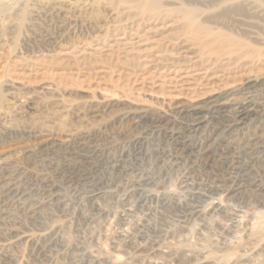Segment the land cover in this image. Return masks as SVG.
Here are the masks:
<instances>
[{
  "label": "rangeland",
  "instance_id": "374dc122",
  "mask_svg": "<svg viewBox=\"0 0 264 264\" xmlns=\"http://www.w3.org/2000/svg\"><path fill=\"white\" fill-rule=\"evenodd\" d=\"M164 1L0 0V264H264V56L186 46ZM116 22L111 60L99 30ZM237 98L253 112L229 131L234 106L209 104Z\"/></svg>",
  "mask_w": 264,
  "mask_h": 264
},
{
  "label": "bare ground",
  "instance_id": "6f19581e",
  "mask_svg": "<svg viewBox=\"0 0 264 264\" xmlns=\"http://www.w3.org/2000/svg\"><path fill=\"white\" fill-rule=\"evenodd\" d=\"M13 1H18V0H13ZM116 3L118 5H127V6H131L132 8H137L138 10H140L141 13H153V12H157L161 9H164L166 11H168L169 9L168 6H166L167 4H164V0H115ZM164 1V2H163ZM167 1H171V0H167ZM174 1H178L181 11V15H182V26L180 27V29L177 31L179 32V35L184 37L186 42L188 41L190 43V41L192 42V46L193 43H196V46H198L199 52L201 54H209V55H213V56H220L223 55L224 53L226 54V52H242V54H244V56H247L249 58H260L262 56H264V0H174ZM4 2V1H3ZM6 2V1H5ZM4 4V3H3ZM6 4V3H5ZM19 4V3H18ZM9 5V4H8ZM114 5V4H113ZM169 5L171 6V4L169 3ZM176 5V4H174ZM13 6V5H12ZM68 7V6H67ZM0 8H1V4H0ZM112 8V7H111ZM114 9V8H113ZM171 10V9H170ZM3 12V11H2ZM55 12L56 14H61L63 11L61 9L55 8ZM179 12V11H178ZM158 13V12H157ZM44 15V14H43ZM53 15V14H52ZM49 16V15H48ZM63 16V15H62ZM205 16V17H204ZM3 17V16H2ZM37 17H39V15H37ZM36 17V18H37ZM61 17V16H60ZM136 17V16H135ZM47 18V17H46ZM122 18V17H121ZM41 19V18H40ZM54 19V18H53ZM157 19V18H156ZM32 20V19H31ZM140 20V19H139ZM47 21V20H46ZM155 21V20H154ZM40 22V21H39ZM50 22V21H49ZM120 22H116V24L111 28H107V29H100L99 32H102L103 36L101 37V40L103 42H105V45H108L107 40H109L111 37H114L116 34H118V32L120 31V27H118L117 25ZM34 24V23H33ZM157 24V23H156ZM36 25V24H35ZM164 26V25H163ZM131 27V25H130ZM137 27V25H135V28ZM62 31L64 32L65 29H68V27H62ZM120 28V29H119ZM125 28V27H124ZM140 28V26L138 27ZM164 28V27H163ZM134 29V28H133ZM132 29V30H133ZM151 29V28H150ZM154 29V27H153ZM152 29V30H153ZM123 30V29H122ZM126 30V29H125ZM136 30V29H135ZM139 30V29H138ZM66 31V30H65ZM61 32V31H60ZM128 32V31H127ZM130 33L132 31H129ZM128 32V33H129ZM136 32V31H135ZM148 32V31H147ZM123 33V32H122ZM114 34V35H113ZM147 34V33H146ZM123 35V34H122ZM125 35V34H124ZM134 35V32H133ZM132 35V36H133ZM144 35V34H143ZM126 36V35H125ZM124 37V36H123ZM130 36H128L129 38ZM127 38V40H128ZM132 38V37H131ZM179 38V37H178ZM182 38V39H184ZM112 40V39H111ZM126 40V41H127ZM131 41V40H130ZM182 41V40H179ZM129 41H127L126 43H128ZM184 42V41H183ZM188 42L185 44L186 46H188ZM131 44H133L132 42H129ZM177 43V42H176ZM182 43V42H181ZM183 44V43H182ZM168 45V44H167ZM183 45V46H185ZM195 45V44H194ZM177 46V45H175ZM180 46V45H179ZM121 47V48H120ZM133 47V46H132ZM172 47V46H171ZM191 47V46H190ZM109 48V55L110 58L112 56L117 55V53L115 51H117L118 49H123V45H120L119 41H113V45H108ZM177 48V47H174ZM185 48V47H184ZM196 48V47H195ZM263 48V49H262ZM132 49V48H131ZM167 49V48H166ZM183 49V48H182ZM187 50V47L185 48ZM193 49V48H192ZM170 50V49H169ZM178 50V49H177ZM35 51V50H34ZM81 51V50H80ZM126 51V50H124ZM123 51V52H124ZM128 51V50H127ZM133 51V50H132ZM179 51V50H178ZM188 51V50H187ZM196 52V51H195ZM199 52L197 51V53L199 54ZM100 53V52H99ZM128 53V52H127ZM163 53V52H162ZM169 53H171L169 51ZM230 53V55H231ZM11 54V53H10ZM168 54V53H167ZM175 53H173L174 55ZM241 54V53H240ZM238 54V55H240ZM29 56L31 59H35V58H40L41 56H43L42 52H28L27 54H25V57ZM68 55V54H67ZM106 55V54H105ZM170 55V54H168ZM12 58L14 60L17 59V55L15 53L11 54ZM119 56V54H118ZM117 56V57H118ZM199 56V55H198ZM197 56V57H198ZM201 56V55H200ZM207 56V55H206ZM243 56V55H242ZM107 60V58H109L108 56H104ZM127 57V56H126ZM123 57V58H126ZM163 57V56H161ZM167 57V56H166ZM165 57V59H166ZM196 57V58H197ZM16 58V59H15ZM21 58V57H20ZM97 58V57H96ZM100 58V57H99ZM103 58V57H102ZM132 58V57H131ZM170 58V57H168ZM199 58V57H198ZM218 58V57H217ZM220 58V57H219ZM129 59V58H127ZM216 59V58H215ZM214 59V60H215ZM18 60V59H17ZM27 60V58H26ZM39 60V59H38ZM83 60V59H82ZM112 60V58H111ZM123 60V59H122ZM130 60V59H129ZM158 60V59H157ZM163 62H165L164 59ZM168 60V59H167ZM166 60V62H168ZM115 61V60H114ZM120 61V60H119ZM131 61V60H130ZM160 61V60H158ZM172 61V60H171ZM256 61V60H255ZM116 62V61H115ZM118 62V61H117ZM116 62V63H117ZM161 62V61H160ZM202 62V61H201ZM227 62V60H226ZM113 63V62H112ZM176 64V63H175ZM252 64V63H251ZM255 64V63H254ZM259 65V64H258ZM264 66V65H263ZM262 79V78H261ZM258 77L252 78V79H248L243 85L246 87V89H250L254 86H257L258 84ZM262 83V82H261ZM260 86V85H259ZM241 87V86H240ZM244 87V88H245ZM236 88V87H235ZM233 88V89H235ZM242 88V87H241ZM255 88V87H254ZM260 88V87H259ZM238 89V88H236ZM256 89V88H255ZM251 90V89H250ZM249 90V91H250ZM234 91V90H233ZM244 91V90H243ZM246 92V91H244ZM252 92V91H251ZM262 92V91H261ZM229 93V92H228ZM234 93V92H232ZM240 93V92H239ZM248 93V92H247ZM246 93V96H247ZM220 95V94H219ZM230 95V94H229ZM235 95V94H234ZM238 95V93H237ZM240 95V94H239ZM238 95V96H239ZM242 95V94H241ZM249 95V94H248ZM251 95V94H250ZM260 95V94H259ZM227 96V94H226ZM245 96V95H244ZM219 97V96H217ZM224 97V96H223ZM228 97V96H227ZM252 97V96H251ZM236 98V97H234ZM220 99V98H219ZM231 99V97H230ZM229 99V100H230ZM252 99V98H251ZM211 100V99H210ZM218 100V99H217ZM232 100V99H231ZM238 100V101H237ZM234 100L233 102H230L228 104L227 103H222L220 102V104L218 103V101L216 102H210L212 104L209 105H213V107L211 109L217 110L216 107L218 108H223V106H228L230 105V107L234 106L231 109H233L234 114L232 117L227 116L228 118H226L225 120V127L229 129H234V128H238L242 125H244V121L247 118H250L251 116V112H253V110L251 109V103L252 100H250V98H243V99H238ZM220 101V100H219ZM223 101V100H222ZM257 101V100H256ZM188 104V103H187ZM186 104V105H187ZM216 104V106H215ZM219 104V105H217ZM253 104V103H252ZM264 104V103H263ZM207 105V104H206ZM253 107V106H252ZM192 108V107H191ZM193 107V111H194ZM190 107H185V105L183 107L179 108L178 112L179 114H183V113H189L190 112ZM208 109V108H207ZM226 110V109H225ZM252 110V111H251ZM227 111V110H226ZM218 112V110L216 111ZM230 112V111H229ZM255 112V110H254ZM262 112V111H261ZM219 113V112H218ZM226 113V112H225ZM231 113V112H230ZM256 113V112H255ZM207 114H205L206 116ZM220 115V114H219ZM226 115V114H225ZM197 116V115H196ZM148 117L146 112H142L141 114H139L138 119L139 120H146ZM153 117V116H152ZM207 117V116H206ZM253 118V117H252ZM149 121H153L151 120V118H149ZM155 119V118H154ZM197 119V118H196ZM204 119L203 115L202 118H199L193 122H191L192 124L189 126L184 127L186 131L191 132V131H196L200 125L202 120ZM160 120H162V117L158 116L155 119L154 124H158L160 123ZM165 120V119H164ZM147 121V120H146ZM168 122V121H167ZM143 123V122H142ZM145 123V122H144ZM170 124V123H169ZM222 124V123H221ZM141 125V124H140ZM223 125V124H222ZM223 126V127H224ZM248 126V125H247ZM222 129V128H221ZM163 131V129H161ZM216 130V129H215ZM223 130V129H222ZM237 130V129H235ZM258 130V129H257ZM168 131V130H167ZM171 131V130H170ZM220 131V130H219ZM218 131V132H219ZM166 132V131H165ZM214 132V131H213ZM236 132V131H235ZM264 132V131H263ZM164 133V131H163ZM217 133V132H216ZM226 133V132H225ZM154 134V133H153ZM218 134V133H217ZM238 134V133H237ZM164 135V134H163ZM212 135V134H211ZM222 135V134H221ZM241 135V134H240ZM162 136V135H161ZM178 136V132L177 133H168L165 135L166 138L168 139H175ZM214 136V135H213ZM212 136V137H213ZM219 136V135H218ZM262 136V135H261ZM48 137V135H43V138ZM228 137V136H227ZM251 137V136H250ZM264 137V136H263ZM181 138V137H180ZM210 138V137H209ZM220 138V137H218ZM216 139V138H213ZM160 141V140H159ZM169 141V140H168ZM171 141V140H170ZM213 141V140H212ZM38 142V141H37ZM85 142V141H84ZM11 143V142H10ZM42 142H40L41 144ZM67 144H65L66 146L73 144L74 141H68L66 142ZM175 143V142H174ZM39 144V145H40ZM42 146V145H41ZM41 146H38V148H40ZM186 146V145H185ZM35 147V146H34ZM83 147V146H82ZM201 147V146H200ZM228 147V146H227ZM69 148V147H67ZM224 148V147H223ZM222 148V149H223ZM42 149V147H41ZM198 149V148H197ZM230 149V148H229ZM72 150V149H71ZM224 150V149H223ZM223 150L221 152H223ZM231 150V149H230ZM64 151V150H63ZM225 151V150H224ZM203 152V150H202ZM208 152V151H207ZM226 152V151H225ZM44 153V152H43ZM49 153V152H48ZM95 154V152H93ZM172 153V152H171ZM230 153V152H228ZM87 154V153H86ZM93 155V154H92ZM99 155V154H98ZM172 155V154H171ZM223 155V154H222ZM94 156V155H93ZM231 156V155H230ZM229 156V157H230ZM179 157V156H178ZM227 157V156H225ZM224 157V158H225ZM237 157V156H236ZM100 158V157H99ZM98 160V159H97ZM227 160V159H226ZM238 160V159H237ZM250 160V159H249ZM83 161V160H82ZM230 162V160H228ZM233 162V161H232ZM231 163V162H230ZM229 163V164H230ZM50 164V163H49ZM113 164V163H112ZM173 164V163H172ZM177 164V163H176ZM228 165V164H227ZM231 165V164H230ZM230 165H228L230 167ZM108 166V165H107ZM208 166V163H207ZM210 166V164H209ZM208 166V168H209ZM227 166V167H228ZM59 167V166H58ZM59 169V168H58ZM55 170V169H53ZM227 170V169H226ZM60 172H68L67 168H61L59 169ZM230 171V170H229ZM58 172V171H57ZM56 174V171H55ZM59 174V172H58ZM57 174V175H58ZM56 176V175H54ZM60 176V175H59ZM216 176V175H215ZM145 177V176H144ZM184 177V176H183ZM224 177V176H223ZM20 178V177H19ZM45 178V177H44ZM195 178V177H194ZM214 178V177H213ZM43 179V178H42ZM212 179V178H211ZM210 179V180H211ZM216 179V178H215ZM26 180V179H25ZM28 180V179H27ZM41 180V179H40ZM78 180V179H77ZM213 180V179H212ZM219 180V179H218ZM222 180V179H221ZM9 181V180H8ZM38 181V180H37ZM145 181V180H144ZM188 181V180H187ZM192 181V180H191ZM204 181V180H202ZM220 181V180H219ZM29 182L32 184H36L39 185L36 182V179H34L33 177H30ZM28 182V183H29ZM42 182V180H41ZM218 181L213 182V187L211 188V191H214L216 193H218L220 191V189L218 188V186L216 185ZM29 183V184H30ZM39 183V182H38ZM219 183V182H218ZM148 184V183H147ZM12 185V184H11ZM15 185V184H14ZM18 185V184H17ZM22 185V184H21ZM220 185V184H219ZM23 186V185H22ZM43 188L42 185H40V187L42 189H47V191H45L43 194H47L49 193L48 191H50L53 188V185L51 184L50 181L46 180L43 182ZM129 186V185H128ZM13 187V186H12ZM35 187V186H34ZM190 187V186H189ZM193 187V186H192ZM254 187V186H253ZM29 188V187H28ZM11 189V188H10ZM189 189V188H188ZM228 189V188H227ZM226 189V190H227ZM12 190V189H11ZM53 190V189H52ZM225 190V192H227L228 194H231L233 192L236 191V189H234L233 187L229 188L227 191ZM15 191V190H14ZM44 191V190H43ZM51 192V191H50ZM213 192V193H214ZM52 193V192H51ZM198 197V196H197ZM208 197V196H207ZM203 198V197H202ZM201 198V199H202ZM199 204V203H198ZM202 206V205H201ZM200 208V207H199ZM196 209V208H195ZM193 209V210H195ZM199 210V209H198ZM205 210V209H204ZM195 212V211H194ZM199 214V213H198ZM95 258V257H94ZM96 261V260H95ZM90 263H92L90 261ZM152 263H142V264H153ZM123 264V263H122ZM156 264V263H155Z\"/></svg>",
  "mask_w": 264,
  "mask_h": 264
}]
</instances>
